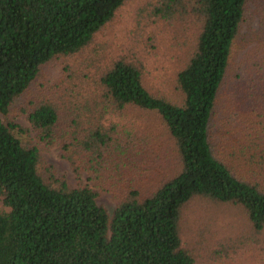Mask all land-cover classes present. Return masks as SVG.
Instances as JSON below:
<instances>
[{
  "label": "trees",
  "instance_id": "trees-1",
  "mask_svg": "<svg viewBox=\"0 0 264 264\" xmlns=\"http://www.w3.org/2000/svg\"><path fill=\"white\" fill-rule=\"evenodd\" d=\"M127 1L0 0V264H198L199 241L188 242L185 225L214 204L239 208L264 243L263 42L240 65L250 93L237 88L217 112L233 43L258 0L140 2L158 31L186 35L175 93L149 88L134 55L90 64L98 34ZM59 59L57 89L31 97L42 67ZM128 107L156 112L176 163L157 152L156 136L146 134L147 147L132 127L117 128ZM13 110L78 176L99 178L108 164L114 207L98 201L97 189L47 175Z\"/></svg>",
  "mask_w": 264,
  "mask_h": 264
},
{
  "label": "rangeland",
  "instance_id": "rangeland-1",
  "mask_svg": "<svg viewBox=\"0 0 264 264\" xmlns=\"http://www.w3.org/2000/svg\"><path fill=\"white\" fill-rule=\"evenodd\" d=\"M143 1L128 0L120 7L115 18L98 34L100 40L98 54H92L90 64L102 65L119 56L133 60L131 55H134L136 60L144 65L146 84L149 88L162 93H175L174 74L182 63L184 52L181 46L187 41L186 35L171 29L167 32L158 31V27L152 21L149 22L150 17L147 12L139 10L140 2ZM262 42L264 43V0L250 1L245 19L233 43L230 66L218 101L219 114L235 99L237 88L242 95L250 93L248 89L249 86L251 87L250 77L240 65L247 60V48ZM89 71L92 73L93 68ZM241 71L245 72L242 78L239 76ZM62 75L63 62L60 59L47 63L42 67L40 75L32 82L34 92L30 96L33 97L37 92L41 97L46 94H39L40 92L50 93L51 88L57 89ZM20 104L21 102L18 101V108ZM10 118L26 128L27 131L22 133L26 139L37 144L42 165L50 172L47 175L62 177L73 187L86 184L97 189L98 201L110 210L114 207L116 204L114 193L118 192L110 184L115 171L110 169L108 164L104 165L106 169L99 170V178L88 171L78 176L73 172L68 160L60 156L56 145L35 139L32 126L24 114L13 110ZM118 118L119 116L114 121ZM124 126L136 130L137 142L142 145L147 144V147L151 141L146 134L156 136L159 145L157 152H162L167 161L176 163L175 151L155 111L128 107L125 109V114L121 115L117 128L122 131L125 129ZM155 163H160V160ZM168 164L172 165V163ZM198 210L195 217L188 220L185 225L188 242L195 244L199 241L197 245L200 248L201 258H198V264H264V243L250 236L252 231L239 208L229 205L217 207L214 204L211 209L200 207Z\"/></svg>",
  "mask_w": 264,
  "mask_h": 264
}]
</instances>
